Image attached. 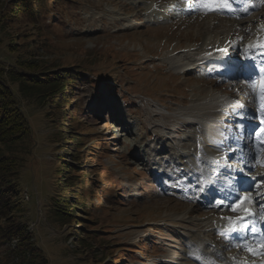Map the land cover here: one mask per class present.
I'll use <instances>...</instances> for the list:
<instances>
[{
	"label": "rangeland",
	"instance_id": "374dc122",
	"mask_svg": "<svg viewBox=\"0 0 264 264\" xmlns=\"http://www.w3.org/2000/svg\"><path fill=\"white\" fill-rule=\"evenodd\" d=\"M15 1L1 0L0 8L12 4L13 11L34 1L40 14L2 17L0 67L24 71L22 60L35 58L47 64L41 70L72 73L75 82L57 108L50 106L57 103L53 97L44 101L22 92L20 82L8 76L31 126L11 150L19 161L14 217L25 224L32 243L23 244L30 250L23 262L11 249L18 237L0 246V264H32L33 252L47 264H185L188 237L207 233L218 213L154 181L151 164L154 160V166L158 162L171 172L168 176L175 174L167 163L171 147L186 143L193 148L195 133L205 135L211 124V117L203 115V108L215 104L209 99L230 94L229 87L225 92L203 72L185 68L191 61L187 54L199 50L190 48L228 31L234 30L238 41L251 35L248 25L264 22V0H256L260 8L242 20L181 13L172 9L179 0H158L168 4V13L157 0ZM152 4L164 7L163 14L152 15ZM178 59L184 70L173 64ZM192 115L206 117L195 133L191 121L181 123ZM60 122L70 127L67 140L58 133ZM65 175L84 181L79 218L69 222L57 217L53 206L66 198L58 186Z\"/></svg>",
	"mask_w": 264,
	"mask_h": 264
},
{
	"label": "trees",
	"instance_id": "16d2710c",
	"mask_svg": "<svg viewBox=\"0 0 264 264\" xmlns=\"http://www.w3.org/2000/svg\"><path fill=\"white\" fill-rule=\"evenodd\" d=\"M18 1L21 2V0L15 2ZM33 2H22V8L13 11L11 9L13 8L12 4L6 8L4 7L5 4L0 8V12L1 10L3 12H1L0 21L12 12L40 14V10H35ZM13 46L14 43L9 45L12 51L16 50ZM21 65H24V71L16 69L6 70L0 67V212L4 216L3 221L2 218L0 219V246L4 244L10 245L11 240L18 237L17 246L11 249L21 255L23 262L29 258L30 254L28 247L24 248L23 244L30 245L32 242L25 235V224L22 221H17V218L14 217L15 212L19 209L17 203L20 199L17 182L19 161L18 157L12 153L11 147H14L17 142L29 135L31 126L25 111L18 104L14 88L9 85L8 76L12 80L20 82L19 90L22 92L37 94L38 98L44 97V101L53 97L57 100V103L51 102L49 104L50 106H57V108L61 107L58 106L61 100H68L66 94L70 92L71 85L75 82V76L72 73H60L57 71L58 69L41 70V67L47 64H42L35 58L23 59ZM63 69H66V67H63ZM42 72L47 74L41 77L39 74ZM51 72L60 74L50 75L49 73ZM68 128L70 127H67L65 122L59 123L58 133L65 140H67L66 133ZM79 152L81 151L79 150ZM78 154L77 156H79ZM79 159L76 158L75 160ZM59 170L64 172L65 168L61 167ZM83 182L80 178L77 181L73 180L71 175H65L64 178L60 179L58 186L61 192L59 194L64 195L66 198L64 200L56 199L53 205L55 211H57V217L68 219L67 222L71 219L79 218L77 211L80 207L78 205L83 206L84 204V201L80 200V196L83 195L82 191H80ZM67 190L71 191V193H67ZM70 194H74V196ZM31 257L33 258L32 264H47L45 257L41 256L40 252H33Z\"/></svg>",
	"mask_w": 264,
	"mask_h": 264
},
{
	"label": "snow or ice",
	"instance_id": "6c2138e0",
	"mask_svg": "<svg viewBox=\"0 0 264 264\" xmlns=\"http://www.w3.org/2000/svg\"><path fill=\"white\" fill-rule=\"evenodd\" d=\"M233 2H237V0H233ZM198 5L196 10L203 11L205 14L210 11L223 13L225 9H228L229 14L236 15V10L232 8L229 0H198ZM218 51L224 52L225 49H219ZM257 53L258 55L254 54L249 58L254 62L257 59L259 60L258 63H255V68L261 81L259 92V99L261 101L259 106L260 123L246 133L243 123L245 115L242 112L235 113L239 123L235 129L238 136L234 139L238 144H243L245 148L249 149V159L245 160L241 154L239 159L243 161V167L237 170L229 169V172L236 171L237 175L230 177L229 180L228 195L230 203L227 205V208L234 212H242L244 215L235 221L229 218V223L232 226L227 232L219 234L228 237L230 241L238 238L239 242L234 244V246L250 252L253 256L264 257V188H261V185L264 184V176L260 180H257L256 177H249L248 175L253 167H255V164L252 163L253 161L264 166V159H261L264 156V43L258 45ZM246 79L248 80L249 87L253 89V94H256L255 82L251 77H247ZM237 107L243 109V105H237ZM253 148H255V152L252 151ZM241 153H243V149H241ZM198 191L201 193L205 191L203 184L198 185ZM242 192H246L248 195L243 196L241 195ZM248 204L258 207L259 212L254 211L253 208L245 207ZM213 206L220 208L225 205L223 200H215ZM258 223L261 225L259 232L256 228ZM196 259L199 261L200 258L197 256ZM209 264H213V262H209ZM238 264H247V261L238 262Z\"/></svg>",
	"mask_w": 264,
	"mask_h": 264
},
{
	"label": "bare ground",
	"instance_id": "6f19581e",
	"mask_svg": "<svg viewBox=\"0 0 264 264\" xmlns=\"http://www.w3.org/2000/svg\"><path fill=\"white\" fill-rule=\"evenodd\" d=\"M186 10H190L191 9V6H190V8L186 5V3H185V5L183 6ZM201 12V11H200ZM151 14L152 15H154V16H160V15H162L163 13H161V11H158L157 9H151ZM165 15V14H164ZM155 17V18H156ZM200 25V24H199ZM202 25V24H201ZM261 28H262V26H261ZM210 35V34H209ZM213 39V40H212ZM212 39H209L208 37L206 38V41L204 42V43H202L201 45H199V46H197L196 48H194V47H192V48H190V50H194V49H199V50H201V49H205L209 44H213L214 42H216L217 40H218V36L217 35H215ZM210 40H212V41H210ZM208 44H207V43ZM189 50V51H190ZM202 52H199V54H201ZM197 53H195L194 55L192 54V53H188L187 54V56L185 57V58H190L191 59V61H190V63H188V64H186V69L189 71V70H193V69H198L199 68V66H197V63H194L195 62V60L197 59L196 57L195 58H193L195 55H196ZM180 59H178V60H176V61H173V64L175 65V66H178L179 68H183L185 65L183 64V63H181V61L179 62V63H177L178 61H179ZM172 63V62H171ZM179 64V65H178ZM185 68H183L182 70H184ZM233 87V86H232ZM208 94V93H207ZM213 96V95H212ZM210 97V96H209ZM197 99V98H196ZM211 99H212V103H215V104H213V105H209V106H207V107H205V108H203V115H205L206 117H207V119H209L210 117H214V116H218L219 114L217 113V109H218V107L220 106V103L218 102L219 101V99L218 98H215V97H212V98H210L208 101L209 102H207V103H211ZM225 100V99H224ZM232 100V99H231ZM233 100H239L238 98H236V99H233ZM217 101V102H216ZM222 101V100H221ZM223 102V101H222ZM203 104H205V101H203L202 102ZM213 109V110H212ZM201 115H202V113H201ZM202 115V116H203ZM159 117H160V115H159ZM194 117V118H193ZM206 117H204V120H202V119H198V117H197V115H192V118L189 116V117H187L186 119H185V121H184V119H183V121H181V123L182 124H184V125H189V121H191V123H193L194 124V129L193 130H191L190 132H192V133H195V127L199 124V123H203V121H206ZM195 118H197L196 120H195ZM220 118V117H219ZM193 120H195V122L193 121ZM212 120V119H211ZM210 123H211V121H210ZM179 130H176V132H178ZM200 132H202L201 130H200ZM204 132H202V135L203 136H197L196 135V133H195V138H194V145L196 144V142L198 141V139L199 138H204L203 140L206 142L207 141V138H206V136L203 134ZM161 137L162 138H166L165 136H163V135H161ZM168 137V136H167ZM169 138V137H168ZM196 138H197V140H196ZM186 143L185 144H183V145H180V146H184V147H186ZM186 148H189V149H187L186 151H190L191 152V148H190V144L188 145V147H186ZM172 149H174V146L172 147ZM190 152H189V154H190ZM149 161L151 162L152 161V158H150L149 159ZM152 162H154V160L152 161ZM149 163V162H148ZM186 162H184V163H182L181 165H184ZM157 164H158V162H157ZM151 165H154L153 163L151 164ZM160 168V167H159ZM253 170H255V168H253ZM189 171L190 172H192L193 171V169H191V168H189ZM179 178V177H178ZM179 180H180V178H179ZM199 180V175H198V178L195 180V181H198ZM198 192L196 191L195 192V194H194V196L196 197H198ZM205 201L206 200H204L203 202H198L199 204L201 203H205ZM236 218H238V217H236ZM206 220V219H205ZM185 221V220H184ZM189 221V220H188ZM194 221V220H193ZM207 224H209V222L207 223ZM216 229V226L214 225V226H212L211 225V228L209 229V231L207 232V233H205L204 235H197V234H193L192 233V236H193V238H194V240L195 241H197L198 243H201L202 245H203V250H202V253L200 252V255L203 257V259H204V261H202L201 262V264H209V262H213V264H221V260H222V256H223V253H222V255H221V251H223L224 250V247L226 246V244L224 243V242H222V241H220V238L219 239H215V238H212V236L214 235V233L213 232H211V231H214ZM228 230V229H227ZM229 239V238H228ZM212 243H216V246H213L212 245ZM187 254H188V256H189V258L190 259H195V257H196V255H195V252L194 251H192V249H189L188 251H187ZM186 257V256H185ZM233 263L235 264V262L233 261Z\"/></svg>",
	"mask_w": 264,
	"mask_h": 264
}]
</instances>
